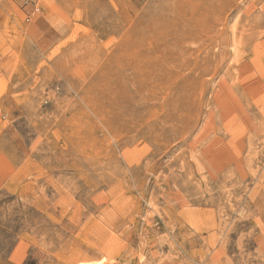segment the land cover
Listing matches in <instances>:
<instances>
[{"label":"rangeland","instance_id":"obj_1","mask_svg":"<svg viewBox=\"0 0 264 264\" xmlns=\"http://www.w3.org/2000/svg\"><path fill=\"white\" fill-rule=\"evenodd\" d=\"M0 0V264H264V0Z\"/></svg>","mask_w":264,"mask_h":264},{"label":"built area","instance_id":"obj_2","mask_svg":"<svg viewBox=\"0 0 264 264\" xmlns=\"http://www.w3.org/2000/svg\"><path fill=\"white\" fill-rule=\"evenodd\" d=\"M25 3L31 5L35 11H39V0H26Z\"/></svg>","mask_w":264,"mask_h":264}]
</instances>
